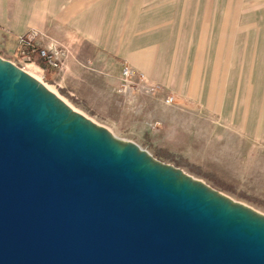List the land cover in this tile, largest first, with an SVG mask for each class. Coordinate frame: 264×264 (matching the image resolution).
<instances>
[{"label":"water","instance_id":"95a60500","mask_svg":"<svg viewBox=\"0 0 264 264\" xmlns=\"http://www.w3.org/2000/svg\"><path fill=\"white\" fill-rule=\"evenodd\" d=\"M0 264H264V215L0 57Z\"/></svg>","mask_w":264,"mask_h":264},{"label":"crops","instance_id":"0c3cea01","mask_svg":"<svg viewBox=\"0 0 264 264\" xmlns=\"http://www.w3.org/2000/svg\"><path fill=\"white\" fill-rule=\"evenodd\" d=\"M253 2L0 0V43L4 39L15 43L29 29L41 30L63 43L77 61H70L63 84L48 71L47 78L53 85L66 97L79 95L90 105L102 108L107 122H126L129 134H154L171 110L165 102L166 94H172L177 102L182 100L188 75L193 76L191 91L196 90V76L201 73L205 74L207 90L216 79L218 90L240 85L237 90L247 93L241 106L248 104V93L254 91L252 81L243 78L253 75L248 60L264 58V50L258 47V43L264 44V6L256 3L254 7ZM124 62L147 76L149 86L156 89L153 95L116 93ZM259 92L263 95L264 84ZM256 97L263 107L256 134H225L230 140L224 153L229 156V176L233 178L250 162L264 176V95ZM239 136L254 137L261 146H237L233 140ZM218 143L213 142L214 146ZM217 148L212 154H217ZM248 155L261 157L249 160ZM262 181L257 186L264 194Z\"/></svg>","mask_w":264,"mask_h":264},{"label":"rangeland","instance_id":"374dc122","mask_svg":"<svg viewBox=\"0 0 264 264\" xmlns=\"http://www.w3.org/2000/svg\"><path fill=\"white\" fill-rule=\"evenodd\" d=\"M255 5L264 6V0H253ZM262 8V7H261ZM35 30L39 33V42L43 47H55L59 50L63 68H52L47 66L38 54L32 55V61L27 62L18 52V36L15 43L3 40L0 43V57L11 61L19 68L23 69L31 76L42 82L49 90L57 94L65 103L71 106L75 111L81 113L99 126L107 128L119 140L133 142L139 145L143 150L148 151L157 160L182 169L186 174L204 182L223 195L231 198L233 201L244 204L255 211L264 215V194L260 193L259 185L264 176L261 171H257L253 163H249L245 170L237 173V177L229 176V156L224 153L226 142L230 139L225 134H256V127L259 125L262 106H259L258 99L263 97L259 92V87L264 84V58H253L248 60L249 72L253 69V75L244 76L249 79L253 85V92H249L248 104L242 105L247 96L246 92H240L237 88L240 85H232V90H218L220 86L218 79L216 84L210 83L209 88L202 73L196 76L199 81L195 84L196 90H192V75L187 76L184 83L182 100H174V96L167 93L166 104L169 110L158 125L157 132L154 134H129L126 128V122H107L103 116L102 108L90 105L84 99L75 95L66 97L56 85H53L47 78V72L50 71L63 84L66 80V74L69 70L71 60L77 61L71 49L63 43L52 40L46 33L38 29H29L27 32ZM25 32V33H27ZM24 33V34H25ZM23 35V34H22ZM45 41L48 45L44 44ZM264 44L258 43L260 50H264ZM261 51V52H262ZM262 54V53H261ZM240 61V60H238ZM222 62V60H216ZM122 65V71L125 65ZM239 64V62H238ZM132 67L130 64H128ZM133 68V67H132ZM136 70L135 68H133ZM202 69V68H201ZM139 74L145 76L144 82L136 81L127 91H122V82L115 87L116 93L122 96H145L153 95L156 91L150 90L147 76L136 70ZM122 75V72H121ZM205 77V78H204ZM239 75L236 76V82L239 81ZM195 78V76H194ZM223 78V77H222ZM254 79V80H253ZM249 82V83H250ZM240 83V82H239ZM224 81L222 86L224 85ZM250 85V84H249ZM163 97V96H162ZM161 97V98H162ZM172 98L171 102H167ZM73 99L77 101H73ZM163 99V98H162ZM82 100V102L80 101ZM126 117L125 119H127ZM128 120V119H127ZM219 142L216 148L213 142ZM237 146H261V143L254 137L239 136L233 140ZM264 145V144H263ZM213 146L215 148H213ZM207 152V153H206ZM260 155H248L247 159L259 158ZM244 167V166H243ZM264 182V181H262ZM264 184V183H263Z\"/></svg>","mask_w":264,"mask_h":264},{"label":"built area","instance_id":"2783aa9c","mask_svg":"<svg viewBox=\"0 0 264 264\" xmlns=\"http://www.w3.org/2000/svg\"><path fill=\"white\" fill-rule=\"evenodd\" d=\"M18 52L20 55L27 61H32V55L38 54L41 59L44 60L47 66L52 68H63L64 64L61 60L59 50L55 47H43L39 42V33L35 30H31L18 39ZM136 81L144 82L145 76L139 74L136 70L130 67L128 64L124 66L121 82H122V91L127 92ZM151 91L154 90L153 87L150 88ZM172 98L167 102H171Z\"/></svg>","mask_w":264,"mask_h":264}]
</instances>
